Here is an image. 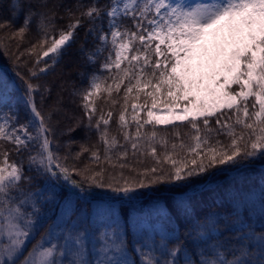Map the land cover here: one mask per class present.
I'll list each match as a JSON object with an SVG mask.
<instances>
[{"label": "snow or ice", "instance_id": "snow-or-ice-1", "mask_svg": "<svg viewBox=\"0 0 264 264\" xmlns=\"http://www.w3.org/2000/svg\"><path fill=\"white\" fill-rule=\"evenodd\" d=\"M39 7L13 0L17 19L0 20L15 76L0 73V264H264V163L249 183L264 161V0H93L58 30ZM34 22L40 39L20 51ZM81 28L108 75L72 90L84 117L59 129L62 98L46 110L40 78ZM80 124L96 143L61 155L58 135ZM208 198L223 211L201 215Z\"/></svg>", "mask_w": 264, "mask_h": 264}, {"label": "trees", "instance_id": "trees-1", "mask_svg": "<svg viewBox=\"0 0 264 264\" xmlns=\"http://www.w3.org/2000/svg\"><path fill=\"white\" fill-rule=\"evenodd\" d=\"M22 6L27 9L29 5L36 11L42 10L39 5L42 3V0H20ZM110 2V0H99V5L103 6ZM93 3V0H47L48 7L51 8L53 11L56 12L57 19L55 21L56 29H60L66 27L70 22V17L66 11V9L71 8L75 13L76 16L80 15V12H83L85 8ZM83 4L84 8H79L77 10V5ZM72 17L71 19H74ZM13 19L16 20L17 18L13 15V0H0V20H7ZM24 19V13L21 12L19 15V19L17 23L14 25L12 29L9 31H15L18 29ZM38 20V17L34 18ZM89 21H85V27H87ZM130 25L131 22L127 21ZM107 30V29H106ZM84 28L79 30V38L77 39L76 43H74L60 60V62L56 65L55 70L48 73L47 75L41 76L40 82H46L50 86V93L46 96L44 105L45 109L47 110L48 106L55 104V102L62 98L61 100V107L63 108L64 112L61 115H57L53 113L54 120H60L59 129H64L68 126L77 125V122L80 118L84 117V112L81 104V97L80 95H73L72 90L76 89L78 91H82L89 85V74L96 72L103 76H107V72H101V64L103 62L104 57H98L95 64H89L87 59V53H82L79 49L81 44L83 43L85 48L91 50L94 47V42L91 37L88 38V41L85 43L84 40ZM4 33H0V42L4 39ZM38 39H40V33L37 29V25L34 22L31 28L26 32L23 41L20 44V51H23L25 47H29L31 44L35 43ZM17 53L16 45H12V54L15 55ZM105 55L107 53L105 52ZM0 64L6 65L12 70V60L6 54H0ZM83 73L84 75H81ZM102 103V99L98 100V106ZM21 122H24L27 119V115L23 109L20 112ZM86 119L84 120V124H86ZM169 130H171V126H168ZM113 130H115V126H113ZM182 132L186 131L185 129H181ZM58 139L61 143V147L59 149L61 155L67 154V149L63 146L65 142L69 139L75 141L72 145L71 151L73 153L78 152L80 150L81 144H94L96 143L98 136L95 132L91 134V140L86 139V130L83 124H80L76 127V130L71 134L69 137L68 135L60 136L58 135ZM87 154L82 157L78 162H74L69 159V163H76L77 167L83 166L87 163ZM264 163V161H257L253 164L252 168L250 169L251 173H257V175L252 176L250 180L251 185H256L259 179L258 169L259 165ZM238 173H222L218 176V183L227 187L231 182L232 177H236ZM249 183H245L243 187L247 189L249 187ZM101 190H97L100 192ZM253 195L252 200L257 202V212L253 213V219L259 222V215H258V202H259V187H253L252 189ZM96 202H100L98 196L95 197ZM103 207V206H102ZM223 211V209L216 208L211 199H206L199 207V212L201 215L206 214L209 211ZM105 219L103 211L100 212L97 222L92 227L98 228L101 226L102 221ZM127 219V217L125 218ZM47 226V225H46ZM183 228V224H181V229Z\"/></svg>", "mask_w": 264, "mask_h": 264}, {"label": "rangeland", "instance_id": "rangeland-1", "mask_svg": "<svg viewBox=\"0 0 264 264\" xmlns=\"http://www.w3.org/2000/svg\"><path fill=\"white\" fill-rule=\"evenodd\" d=\"M0 73L4 74V76L9 80L15 79V76L13 75L12 70L9 71L7 68L2 67L1 65H0ZM97 193H99V192H97ZM98 203H100V202H98ZM102 211H103V207L100 208L99 212H102Z\"/></svg>", "mask_w": 264, "mask_h": 264}]
</instances>
